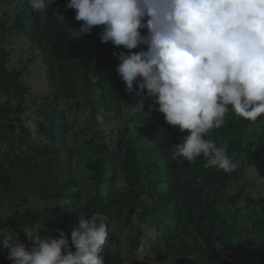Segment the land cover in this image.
Listing matches in <instances>:
<instances>
[{"label":"trees","instance_id":"obj_1","mask_svg":"<svg viewBox=\"0 0 264 264\" xmlns=\"http://www.w3.org/2000/svg\"><path fill=\"white\" fill-rule=\"evenodd\" d=\"M67 3L53 0L41 21L30 0H0V231L29 246L24 228L70 240L82 216L101 213L113 232L105 264H123V240L125 264H264V191L249 190L264 182V116L230 108L205 135L238 162L231 173L203 156L173 160L188 133L144 94L126 93L113 53L129 50L103 43V26L81 34ZM34 65L46 75L42 95L28 82ZM126 207L124 225L143 227L134 237L110 227ZM0 264H12L2 236Z\"/></svg>","mask_w":264,"mask_h":264},{"label":"clouds","instance_id":"obj_2","mask_svg":"<svg viewBox=\"0 0 264 264\" xmlns=\"http://www.w3.org/2000/svg\"><path fill=\"white\" fill-rule=\"evenodd\" d=\"M52 2L30 0V8L43 21ZM67 7L83 22L81 34L103 26V43L129 50L113 53L126 93L144 94L167 124L188 133L175 144L173 160L195 163L203 156L205 166L225 173L239 167L226 145L205 135L224 124L230 108L252 122L264 116V0H68ZM139 46L147 50L131 51ZM119 98L143 108L139 99ZM128 214V207L115 213L112 230L124 226L138 232L141 224L124 225ZM24 231L30 246L15 242L5 228L0 231L12 264H105L102 252L113 234L101 213L82 216L70 240L63 230L58 237ZM122 246L125 264L129 248L124 240Z\"/></svg>","mask_w":264,"mask_h":264},{"label":"rangeland","instance_id":"obj_3","mask_svg":"<svg viewBox=\"0 0 264 264\" xmlns=\"http://www.w3.org/2000/svg\"><path fill=\"white\" fill-rule=\"evenodd\" d=\"M40 34L44 35L45 33H43L41 31ZM32 69L33 70L31 71V73L28 76V82L31 84L33 91H35L37 94H40V95L47 93L48 88H47V82H46L47 80H46L45 73L42 72V70L39 67L36 68V65H34L32 67ZM249 190L251 191L252 194L259 191V190L264 191V182L259 184L258 187L255 185L252 186ZM237 217H239V215ZM145 230H148V226L145 228ZM146 233L143 236V241L145 243H149L150 240L153 241L152 237L154 239L156 238L155 233L152 234V237H151V235L148 234L147 231H146ZM126 234L129 236H134L136 234V231H135V229L130 228V229H127ZM142 255H143V253H142Z\"/></svg>","mask_w":264,"mask_h":264}]
</instances>
